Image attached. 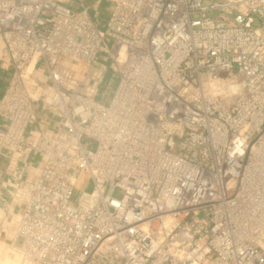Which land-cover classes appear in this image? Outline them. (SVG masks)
<instances>
[{
  "label": "built area",
  "instance_id": "obj_1",
  "mask_svg": "<svg viewBox=\"0 0 264 264\" xmlns=\"http://www.w3.org/2000/svg\"><path fill=\"white\" fill-rule=\"evenodd\" d=\"M0 87L16 264H264V0H0Z\"/></svg>",
  "mask_w": 264,
  "mask_h": 264
},
{
  "label": "crops",
  "instance_id": "obj_2",
  "mask_svg": "<svg viewBox=\"0 0 264 264\" xmlns=\"http://www.w3.org/2000/svg\"><path fill=\"white\" fill-rule=\"evenodd\" d=\"M2 90V87H0V92ZM39 112L36 118V121L34 123V125L32 127H30V131L31 129H33L35 132H42L45 130L49 129L48 125V119L46 118L47 116V112H43L40 108H38ZM36 158L34 156H32L31 154L26 155L19 163L18 168L16 169V171H23V166L27 167L28 173L32 174L34 172L35 169V163ZM5 164V160L4 159H0V165L4 166ZM13 176L7 175L5 177V182L6 185L8 184V182L12 181ZM7 188H4V191L2 192V196H6L7 195V191H5ZM9 211L12 214H15L17 212V209L13 206V204L8 205ZM11 218V217H10ZM12 225V220L8 219L2 226V228L0 229V264H16V262L19 260V257L17 256V254L10 252L7 249V245H8V239H9V229L10 226Z\"/></svg>",
  "mask_w": 264,
  "mask_h": 264
},
{
  "label": "rangeland",
  "instance_id": "obj_3",
  "mask_svg": "<svg viewBox=\"0 0 264 264\" xmlns=\"http://www.w3.org/2000/svg\"><path fill=\"white\" fill-rule=\"evenodd\" d=\"M110 69V68H109ZM107 82V81H106ZM106 82L103 83L101 90L98 92L97 96H96V100L100 101L102 103H106V99H108L110 97L111 91L115 86V78H112L109 83H108V89L105 93H104V88L106 85ZM1 251V250H0Z\"/></svg>",
  "mask_w": 264,
  "mask_h": 264
}]
</instances>
